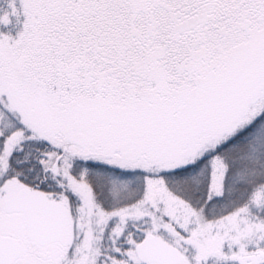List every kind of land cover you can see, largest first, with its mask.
<instances>
[{
	"label": "snow or ice",
	"instance_id": "obj_1",
	"mask_svg": "<svg viewBox=\"0 0 264 264\" xmlns=\"http://www.w3.org/2000/svg\"><path fill=\"white\" fill-rule=\"evenodd\" d=\"M0 264H264V0H0Z\"/></svg>",
	"mask_w": 264,
	"mask_h": 264
}]
</instances>
